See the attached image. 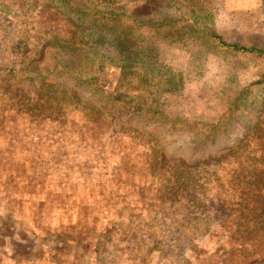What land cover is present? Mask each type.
<instances>
[{
    "label": "rangeland",
    "instance_id": "rangeland-1",
    "mask_svg": "<svg viewBox=\"0 0 264 264\" xmlns=\"http://www.w3.org/2000/svg\"><path fill=\"white\" fill-rule=\"evenodd\" d=\"M213 32L264 49V0H0V264H264V53Z\"/></svg>",
    "mask_w": 264,
    "mask_h": 264
},
{
    "label": "trees",
    "instance_id": "trees-1",
    "mask_svg": "<svg viewBox=\"0 0 264 264\" xmlns=\"http://www.w3.org/2000/svg\"><path fill=\"white\" fill-rule=\"evenodd\" d=\"M61 1H67L69 2V0H61ZM120 19V18H118ZM212 37L217 40L221 45H224L225 47H231L234 48L236 50H241V51H258V52H262L264 53V49L263 48H259V47H248V46H244V45H239L237 43H232V42H228L225 39H223V36L220 35L217 32H213L212 33ZM103 41V40H101ZM54 45V43H53ZM55 48L54 51L58 53V65L52 63V65L50 66V64H48V60L46 58L43 59L42 64H41V68L38 69H34L33 73H35L34 78L37 80H42L47 78V76L49 77H53L54 75H65V74H69V71H71L73 68L71 66V63L69 61L68 58L72 57V54H67L64 50L60 49L57 45L53 46ZM50 62V61H49ZM43 71V75L41 76V73ZM78 71L80 70V68L77 69ZM76 77L78 78V83L79 86L81 88H85V82H90V84L92 86H94V82H96V80L93 77H81L79 75L76 74ZM53 78H48L45 83L50 84L52 83ZM88 87L90 89V91L95 90L96 93L98 94L97 96L100 99L99 103H91V107L98 110L101 114H103L102 116L105 119H108L109 113L106 112L105 110L107 109L106 107L111 103V100L113 97H115L114 94L112 93H108L105 92L104 90H99L96 89L94 87ZM86 89V88H85ZM108 110V109H107ZM124 110H122L121 112H123ZM183 121L185 122V124H187L188 120L187 119H183ZM226 121V120H225ZM223 121V122H225ZM198 122V121H197ZM220 122V121H219ZM219 122H212L211 124L216 126L210 130H207V128L205 126H196L192 129H188V133L190 135V140L186 141L189 144L185 145L184 143L180 144V148H185L188 149V154H178L175 152H168L167 149H164V153L167 156V160H170L168 158L170 157H175L177 159H179L180 161H182L183 163H181L184 166L187 167H191L192 164L194 162H198V161H203L206 158H210V157H214V155L216 154V148L215 146L220 143L222 140L219 139V135L222 133L223 134V128L221 127V123ZM171 125V124H170ZM172 126V125H171ZM170 127V126H169ZM177 128H182L180 127L178 124L173 125L172 127H170V131L171 133H174L177 137V139H179V133H177L178 131L174 132L175 129ZM183 128H187V126L185 125ZM219 134V135H218ZM218 135V137H217ZM173 137V135H172ZM175 136H174V140H175ZM189 139V138H188Z\"/></svg>",
    "mask_w": 264,
    "mask_h": 264
}]
</instances>
